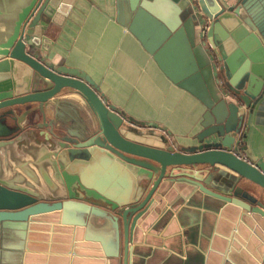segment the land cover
Wrapping results in <instances>:
<instances>
[{
	"label": "water",
	"instance_id": "water-1",
	"mask_svg": "<svg viewBox=\"0 0 264 264\" xmlns=\"http://www.w3.org/2000/svg\"><path fill=\"white\" fill-rule=\"evenodd\" d=\"M160 1L175 3L177 17L158 13V0L117 4L126 3L128 28L172 80L196 95L202 92L205 100L200 66L213 83L219 80L220 91L238 105L233 127L216 139L179 147L162 136L161 145L128 138L123 130L132 131L135 120L105 104L82 70L47 56L43 29L49 21L59 23L67 5L0 0V230L23 227L31 215L55 210L60 223L106 225L119 232L116 264H156L155 248L136 247L132 234L162 178L186 182L264 220V158L238 136L244 109L248 116L264 111V0ZM142 21L150 33L142 34ZM194 30L197 43L192 44ZM20 140L39 143L41 152L18 158ZM89 160L130 177L133 185L119 198L84 179L80 168ZM262 228L251 264H264ZM169 259L166 255L160 264Z\"/></svg>",
	"mask_w": 264,
	"mask_h": 264
},
{
	"label": "crops",
	"instance_id": "crops-1",
	"mask_svg": "<svg viewBox=\"0 0 264 264\" xmlns=\"http://www.w3.org/2000/svg\"><path fill=\"white\" fill-rule=\"evenodd\" d=\"M61 2L67 5V10L59 23L49 21L43 29L48 43L47 56L82 70L96 84L105 104L135 120L132 131L121 129L128 138L161 145L162 136L179 147L216 139L233 127L238 105L220 91L219 80L213 83L209 71L200 66L207 100L202 92L196 95L172 80L142 40L128 28L131 11L126 3L117 4V0ZM158 2L156 8L163 17H177L179 8L175 3ZM141 24L142 34L145 29L149 32V23L142 21ZM195 43L196 30L192 44ZM183 44L186 43L183 41ZM185 51L190 53L191 62L195 60L190 49ZM180 67L185 68L183 64ZM238 136L248 150L264 158V111L248 116L244 109ZM16 143V155L20 159L41 152L39 143L24 144L21 140ZM93 164L91 160L82 162V177L119 198L133 185L130 177ZM188 185L168 178L158 182L151 203L136 220L132 244L155 248L152 261L156 264L166 255L171 256L168 264H251L253 251L261 243L264 220L256 214L242 213L234 204ZM261 201L264 206V197ZM58 216L55 210L36 213L23 227L13 225L1 229L0 264L117 263L119 232H112L106 225L60 223Z\"/></svg>",
	"mask_w": 264,
	"mask_h": 264
}]
</instances>
